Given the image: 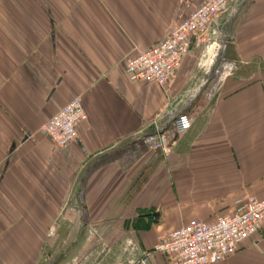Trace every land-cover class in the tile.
Listing matches in <instances>:
<instances>
[{
  "label": "crops",
  "instance_id": "0c3cea01",
  "mask_svg": "<svg viewBox=\"0 0 264 264\" xmlns=\"http://www.w3.org/2000/svg\"><path fill=\"white\" fill-rule=\"evenodd\" d=\"M204 1L0 0V264H135L264 199V0H241L226 49L194 44L166 88L125 73ZM74 97L87 119L55 148L40 128ZM180 115L172 152L150 149ZM219 264H264V230Z\"/></svg>",
  "mask_w": 264,
  "mask_h": 264
},
{
  "label": "built area",
  "instance_id": "2783aa9c",
  "mask_svg": "<svg viewBox=\"0 0 264 264\" xmlns=\"http://www.w3.org/2000/svg\"><path fill=\"white\" fill-rule=\"evenodd\" d=\"M232 0H205L176 23L155 46L138 53L125 63V73L133 83H153L166 88L174 79L181 62L194 44L202 45L214 20L222 15ZM80 97L71 99L40 128V133L58 149H66L77 139L76 127L87 116ZM187 115L178 116L170 129L149 135L145 143L152 150L169 154L178 139L191 129ZM264 230V199L238 200L234 211L216 221L191 222L161 235L149 252L135 264H149L151 255L166 257L169 264H219L235 253L247 240Z\"/></svg>",
  "mask_w": 264,
  "mask_h": 264
},
{
  "label": "water",
  "instance_id": "95a60500",
  "mask_svg": "<svg viewBox=\"0 0 264 264\" xmlns=\"http://www.w3.org/2000/svg\"><path fill=\"white\" fill-rule=\"evenodd\" d=\"M241 2H242L241 0H232L231 3L229 4L228 9H226V11L222 15L217 17L216 20H214L212 22V24L210 26L209 33H208V37H207L208 43L211 42L212 44H214L215 41H218L217 43H219V46L221 48H223V51H224V49H226V47L228 46L229 40H230V35H229L230 32H229L228 27L231 24L230 21H232L233 17L236 14L235 9H236L237 4H238V6H240ZM206 50L207 51L205 52V54H208L209 48H207ZM175 119H173V121ZM173 121L171 122V126H172ZM171 126L164 128V129H161V130H158V131L153 132L151 134H148L147 136L161 134V133L165 132L166 130L170 129Z\"/></svg>",
  "mask_w": 264,
  "mask_h": 264
}]
</instances>
